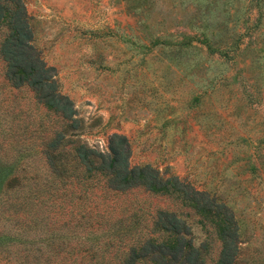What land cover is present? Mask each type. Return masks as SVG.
<instances>
[{
  "label": "rangeland",
  "instance_id": "1",
  "mask_svg": "<svg viewBox=\"0 0 264 264\" xmlns=\"http://www.w3.org/2000/svg\"><path fill=\"white\" fill-rule=\"evenodd\" d=\"M22 1L32 44L78 128H64L28 87H8L0 62V190L14 178L0 204V264H120L143 238L173 242L150 226L157 209L182 218L203 264H215V225L181 197L107 191L95 172L62 177L70 185L58 219L70 213V227L16 223L13 210L26 203L9 201L61 184L38 152L56 131L70 153L80 143L105 152L110 134L124 135L129 165L149 164L225 202L239 223L235 264H264V0ZM118 222L124 234L111 228Z\"/></svg>",
  "mask_w": 264,
  "mask_h": 264
},
{
  "label": "trees",
  "instance_id": "2",
  "mask_svg": "<svg viewBox=\"0 0 264 264\" xmlns=\"http://www.w3.org/2000/svg\"><path fill=\"white\" fill-rule=\"evenodd\" d=\"M257 3L258 0H254V6ZM0 26L5 27V36L0 41L3 82L12 88L22 85L28 87L38 104L50 109L65 121L64 128L77 129L78 120L73 116L75 109L71 100L58 91L54 68L46 65L32 44L30 16L22 0H0ZM62 137V132L56 131L38 147L52 179L58 178L61 184L55 187L40 184L35 187L33 194L9 201L11 204L26 203L23 209L13 210L16 223H23L24 227H70V213L62 221L61 218L58 219L61 217L64 198L68 196L66 187L70 185V179L62 182V177H70V170L78 173L74 176L77 180L79 176L89 177L95 172L102 178V185L107 191L125 194L141 189L161 194L173 193L181 197L208 223L215 225V234L220 244L215 264H235L240 242L239 223L230 208L217 195L196 189L175 175H163L149 164L129 165L130 148L124 135L110 134L105 152L96 151L81 143L75 145L71 153L64 151L60 147ZM13 179L6 181L0 190L1 205L5 204L6 195H10L9 189L14 186ZM76 182L84 186L82 181ZM58 189L62 198H57L54 193ZM120 226L121 223L118 222L117 227L111 228L117 231L121 228L120 233L124 234L126 231ZM150 226L156 231L171 232L174 236L173 242H154L143 238L137 242V246L128 245L125 258L120 264H139V261H146L145 264H203L201 250L191 244L188 224L178 215L157 209ZM201 244L200 247L203 246Z\"/></svg>",
  "mask_w": 264,
  "mask_h": 264
}]
</instances>
